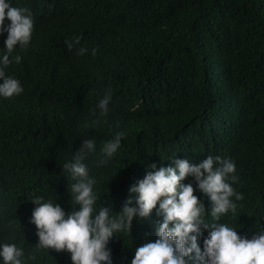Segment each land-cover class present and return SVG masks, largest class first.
<instances>
[{
    "label": "trees",
    "instance_id": "16d2710c",
    "mask_svg": "<svg viewBox=\"0 0 264 264\" xmlns=\"http://www.w3.org/2000/svg\"><path fill=\"white\" fill-rule=\"evenodd\" d=\"M6 2L28 8L34 30L28 47L15 49L24 58L9 67L23 92L0 97V243L36 256L26 264H72L68 252L36 247L30 200L43 196L65 213L78 210L63 165L85 139L96 141L84 163L97 181L98 207L118 214L152 164L158 170L220 156L235 163L233 187L243 199L219 222L249 239L264 231V0ZM75 37L80 43L70 51L65 41ZM6 38L0 32L1 46ZM109 89L101 117L97 104ZM117 132L125 133L121 147L97 166ZM181 183H191L210 211L193 177ZM158 209L134 218L130 235L110 239L111 264H131L137 247L155 241ZM206 237L202 229L201 251Z\"/></svg>",
    "mask_w": 264,
    "mask_h": 264
},
{
    "label": "clouds",
    "instance_id": "9594fccd",
    "mask_svg": "<svg viewBox=\"0 0 264 264\" xmlns=\"http://www.w3.org/2000/svg\"><path fill=\"white\" fill-rule=\"evenodd\" d=\"M40 8L43 11L42 5ZM5 18L10 21L7 28H4ZM33 30V17L28 8L13 7L6 0H0V32H7L5 47L0 45V97L19 96L24 90L18 79L9 76L13 74L9 67L24 58L27 52L21 49L30 44ZM79 43L80 37L65 41L70 51ZM17 46L21 49L15 51ZM96 51L92 49L93 56ZM86 52V48L80 47L77 55ZM111 97L109 89L97 104L101 117L108 115ZM124 136V132H117L103 144V158L97 166L108 164L121 147ZM95 145V139L83 140L72 161L63 165L74 181L70 194L79 206L78 210L65 213L57 203L51 199L45 201L43 196H34L30 200L36 205L30 222L36 227L37 248L68 252L72 264H111V250L107 247L110 239L116 233L130 235L133 219L149 217L159 204L157 214L162 215L163 220L156 227V239L137 247L131 264H264V231L249 239L240 236L228 224L219 222L229 212L235 214V201L243 199L233 187L238 183L233 161L208 155L196 164L175 160V167L158 170L152 164L150 169L153 170L129 189L121 211L113 214L111 208L97 206L100 199L94 190L97 181L84 163L95 151ZM189 176L194 178L199 191L208 197L210 211L206 212L191 183H181ZM133 193L137 194L135 199ZM206 214L211 222L206 219ZM202 229L207 231L203 251L197 243ZM35 259L34 254L25 257L24 249L15 243H0V264H26V260Z\"/></svg>",
    "mask_w": 264,
    "mask_h": 264
}]
</instances>
